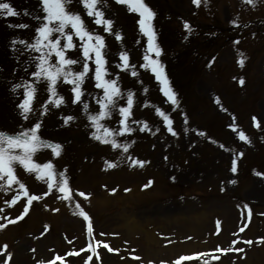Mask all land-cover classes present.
I'll list each match as a JSON object with an SVG mask.
<instances>
[{"label":"rangeland","instance_id":"1","mask_svg":"<svg viewBox=\"0 0 264 264\" xmlns=\"http://www.w3.org/2000/svg\"><path fill=\"white\" fill-rule=\"evenodd\" d=\"M9 1L13 5L14 0ZM29 2V0L24 1L25 4H29ZM166 2L174 13L170 19H172L176 28L180 26L184 30L185 24H190L194 27L195 21L194 18H191V13L195 9L193 0H166ZM237 2L238 0L218 1L217 4L220 8V13L218 15L221 21H229L232 9L234 11L232 15L235 14V16H238L240 20L237 21L240 22H244L245 18L249 19V13H252V15L255 13L257 15L259 13H264V0H253L252 3L241 0L240 5L242 8L239 12L238 8L236 9ZM118 4L120 6L125 5L123 3ZM12 8L18 13L16 16L19 18L24 16V14L21 13L25 8L23 2L15 0V5ZM256 8L258 9L255 11L254 9ZM44 15L45 13L43 11L42 14L34 17V23L37 21V24L36 26H31L29 29L32 30V35H34L36 29L43 22L42 18ZM86 15L87 13L82 12V16ZM0 28H2V26H0ZM11 28L13 32L14 30L16 32L17 28ZM70 31L71 28L69 32ZM19 32L25 35V31L19 30ZM243 32L245 31H235V33L230 31L228 33L220 32L218 38L221 39V42L218 44L219 47L214 50L211 47L204 49L202 45L197 46V54L195 55L193 69V73H196V75L192 78L190 83L192 84V94L189 97L190 102L186 101V104H184L185 108H181L176 116H171L174 119V124H171L172 131L175 133L174 137H172L173 134L168 130V127L166 129L163 127V133H156L155 135L156 139L154 140H156V144H152L153 140L148 143L147 146L137 143L136 146L129 147L128 151L125 153L122 148H111V144L105 143V146L99 147L98 144L86 138L87 135L83 132L82 128L73 129L75 133L73 134V139H70L69 135L59 136V138L54 139V141L58 143H70L73 145L69 155L61 151V156L57 158L53 155L52 151H49L48 156H44L43 158L36 156V158L41 161H44V159L48 157L45 160V164L50 162L53 166L51 170L53 186L51 189L49 188L48 177L41 175L42 178L37 179V173L25 171V169L17 167L16 164L14 166L16 176L27 187L28 194L38 197L40 195L41 197L37 199L38 201H32L31 205L28 206L27 216L25 217L24 209L27 204V197L20 191L19 185L12 184L9 186L5 184V190H0V207L2 208L4 205L3 211H0L1 216L5 214L12 218L21 211L24 205L22 211L24 219L17 223V226L14 228L9 224L6 225V228H9L8 232L11 231V233H13L12 240L15 241L13 245L14 249L16 251L32 252V246H36V243H33V241L27 238V235L29 233H37L40 228H43L48 229L49 233H47L38 244L42 245L44 243V246L47 245L46 247L54 246L58 248L57 251L62 252L66 244L62 241L60 232H66L69 236L72 231L75 233L81 231L78 213L69 209V204L66 199L62 197V192L58 190L63 180L67 178L66 181L68 182V175L71 174L72 185L79 189L76 191L78 192L77 195L82 196L80 193H83L86 195L85 199L88 200L90 198L93 203L90 211L95 218V225L97 226L96 231L107 232L115 229L127 233V228L124 226L126 221L125 217L130 216L126 214L131 213V215L134 214L137 216L138 223L149 224L160 220L159 223H161L162 226H155L160 231H170L174 228V234L179 233L180 236H194L193 240L188 241L189 243L186 244V247L181 246L180 248L179 245L175 244L172 247L173 253H168V256L177 255V253L182 251L188 252L193 249L208 250L218 245L221 247L230 245L231 248H241L233 258H238L240 256L244 257V260L234 259L233 264H264V216H259V213L264 214V183L256 181L255 179H250V176L244 180H240L238 175L239 181L234 182L238 169L242 166L244 161L250 159L247 154L251 147L248 145L249 137L246 136L247 140L244 145H238L230 138L228 133L222 134L223 132L221 133L219 131L222 128V123L219 122V130L217 133L211 132L213 136L211 140H203L202 143L198 140L199 134L201 133L200 130L204 127L206 119L216 120L217 122L221 119V121L224 122L226 117L222 118L218 113L212 114V112L217 109V104L228 107V114L231 108L236 110L242 118V124L247 129L249 128V111L246 109L239 111L236 107L242 95L231 89L229 78L226 77L227 72L217 70L219 67L225 69L232 67L233 50L231 48L232 46L229 44L230 38L234 36V38L239 37ZM29 34L30 33H27V35ZM208 34H211V31H209ZM4 38L5 36L0 33V43L3 42ZM73 39L77 47L71 50H75L74 57L75 60L80 61L78 67L79 70L82 71L83 56L79 48L81 42L75 37ZM179 41L180 37L174 35V43L179 44ZM259 42L260 39L258 37L254 39V41H252L251 38H244L238 46L242 47L241 51L247 56L244 50L246 46L251 52L250 57L253 56L251 59L248 57L247 60V64L253 63V70L251 72L250 70H245L243 74L247 79L245 92L248 90V84L251 86V83L254 85V88H256V92H250L246 105L253 108L252 105L254 103L255 112L260 118L264 119V79L261 77L263 75L262 65L264 66V51L261 53L256 51V54L252 53V51L261 47V43ZM222 43H224V46H222ZM187 49L188 50L184 51V55H192V48ZM0 50H4V48L0 47ZM262 50H264V46ZM180 51H182V49H180ZM180 51L179 55L182 53ZM129 55L131 63L136 65L137 61L133 59L131 51H129ZM53 59L55 58L53 57ZM27 60L32 70L26 69V63L21 64L19 62L18 68L21 73L17 74V76H22V79L33 78L32 73L36 71V62L30 59ZM18 61L19 59L15 60V62ZM91 63L92 61L90 60V71L86 77H91V81L96 85L94 79L96 67ZM132 64H130V66H133ZM145 64L146 61L143 65ZM108 65L109 67L106 69L109 75L105 78L113 80L109 72L111 69L113 71L114 63L113 65L111 63ZM150 68L151 66L142 67V65H139L138 67L134 66V68L130 67L128 71L130 75H132L131 72L133 70L137 73V75L132 78L135 83L137 80L139 81V79L142 81L147 78L142 71L157 82V79H154L153 74L150 72ZM181 70L179 69L178 73L181 72ZM0 72H8L4 63L1 61ZM7 78L8 76L0 74V87H7ZM140 89L153 94V98L158 97L157 95L163 97L159 98L160 102L157 104L159 107L168 101L164 98L165 95L161 91V86H158L155 91L151 83L148 84L145 82ZM1 95L0 122L6 126H11L15 123V118L11 119V121H7L4 116L7 115V118H12L14 116L12 112L9 114L10 110L13 108L12 103H8V101L4 99V93L1 92ZM92 96H90L89 99ZM201 97L206 101H203ZM1 98H3L2 101ZM197 98H200L201 102H197ZM258 100L262 101L258 102ZM66 104H68V101ZM60 108L61 107H59L58 110ZM67 110L68 109L65 108V111ZM136 117H140L138 111L136 112ZM62 119L63 118L58 119L59 123H61ZM143 121L147 123L149 129H153V122L151 120ZM185 124H188V126L185 127ZM146 131L147 130L141 132H145L142 134H146ZM166 136H170L172 139H168ZM143 151H146V154L151 157V159L156 156L158 157V162L161 165L157 171H154L152 167L147 165L144 158L146 155L142 154ZM261 152L264 158V149L261 150ZM164 154H167L169 162L166 167L163 168L162 158ZM233 160L236 162L235 172L231 170ZM133 161H137L138 163L134 164ZM109 163L114 164L115 167H108ZM81 164L82 168L80 170ZM254 166H256V164ZM46 172L47 171H44L45 174ZM61 173H63V177H61ZM151 176H153L154 179H152ZM170 181H172L171 184ZM0 184H4V181H0ZM153 184L155 185L153 186ZM172 186L173 188H171ZM184 187L190 188V191L184 193ZM141 189L146 192L141 193ZM178 190L182 192H178ZM44 191L46 193L41 194V192ZM174 191L177 193L174 195H180V193L183 194V196L191 193L192 195L189 198H182L179 196V199H176L178 203H176L175 199L171 196L167 199L163 198L165 195H170V193ZM13 192L14 194L11 196ZM193 193H198L199 196H195ZM151 194H154V196ZM15 195H19V199L15 204L9 207L8 202H11L13 198L16 197ZM145 195H151L153 198L150 199L151 201H146L137 208L132 207L128 209V211L124 210V207L116 208L115 210V203L141 198ZM2 201L4 203H2ZM39 201L42 202L40 203ZM137 202L138 201L134 203ZM45 203L50 204V209L48 211L42 208V204L44 205ZM243 209L251 210V221L247 229L239 235L242 239V242H239L240 245L234 246V244L231 245V242L234 240L229 242L227 233L232 231L235 226H240L243 219ZM213 216V224H211V218ZM173 218H176L177 221L173 220ZM44 220H49L53 228L46 227V221L44 224H40V222ZM167 220L171 221L170 225H167L169 224ZM2 221H4V218L0 219V223ZM108 221H110V224ZM215 222L223 227V233L219 237L211 233L209 235L211 238L209 242L206 243L204 240L206 237H203V235L206 231L209 233L211 230L213 231ZM121 239L126 238L119 237L117 243H120ZM82 243L83 241H80L79 245ZM49 255L50 253L45 256L47 257ZM155 255L162 259L164 257V250ZM219 261V264H232L229 263V259L224 255ZM104 264H119V262L117 263L113 259H110L107 263L105 261ZM121 264L128 263L124 261Z\"/></svg>","mask_w":264,"mask_h":264},{"label":"snow or ice","instance_id":"2","mask_svg":"<svg viewBox=\"0 0 264 264\" xmlns=\"http://www.w3.org/2000/svg\"><path fill=\"white\" fill-rule=\"evenodd\" d=\"M71 0H41L43 6V11L45 13L42 18L43 22L36 29L35 42L31 44H26L28 48L40 53L36 59V71L32 73L34 77L33 82H24L23 84H16L13 86V91L15 92L18 88L24 89V98L17 106L21 110V116L24 119H28V114L32 111V103L36 94L35 83H46L47 91L49 93V98L45 101L44 112L47 111L48 104H52L55 107H59L64 103V98L60 96L56 90L58 82H63L65 84L72 85L71 91L73 93V103L83 104V110L87 114V118L96 129L93 133V139L99 140L101 143L111 144V146L116 148H122L123 152H127L130 145L128 144H118L114 139L115 136H123L130 134L133 129L128 124V119L132 114V107L134 104V95L131 91L127 93V104L124 107H119L118 111L120 114L119 129H110L100 123V121L110 118L111 112L116 109L117 101L123 97L118 84V78L115 80H108L109 74L105 67L107 61L104 58L103 49L105 48L104 38L99 35H94L87 30L83 20L78 13H72L67 10V5ZM87 14L89 16L95 17V23L97 25H104L105 32H111L112 22L105 20L103 18V13L99 11L96 7L99 0H81ZM118 3L126 4L129 11L136 12L141 17L139 24L141 32L148 38V51L155 52L159 55V49L154 45V33L152 31L151 20L154 13L151 9L144 3V0H117ZM207 4V0H193V4L197 7L201 3ZM247 3H252L253 0H246ZM0 14L6 16H16L18 13L10 6L9 3L0 0ZM28 15L27 11L24 13ZM40 19V18H38ZM186 29L189 28L188 24L184 25ZM9 27H20L27 28L28 25H9ZM71 31H67L68 28ZM80 40V51L83 56V70L80 72H75L72 68L73 65L80 63L78 60L69 58L66 53L77 47L74 43L73 38ZM117 41L122 39L121 35L117 32L115 33ZM13 44L16 43L15 40L12 41ZM21 43H26L21 41ZM53 57L55 59H53ZM94 57V59H93ZM146 64L142 67L151 66L152 71L156 74V78L161 83V91L168 98V100L175 104L177 103L175 99V94L172 92L171 88L167 85V78L162 76V68L157 61L150 58L149 55L144 57ZM95 63V74L94 79L96 81V87L103 90V95L99 97H94L97 104L99 105V112L95 114L89 113V105L81 100L83 96V91L81 85L84 82L87 74L90 71L89 61ZM121 63L117 65L121 71L128 70L130 66L128 63L127 53H120ZM241 65L243 61H239ZM133 76L137 73L133 70L131 72ZM241 84L243 81H240ZM148 107L149 105H145ZM157 115L163 117L165 125L168 130L175 133L171 128V120L167 115H165L160 108H156ZM44 113L42 112L41 115ZM74 117L67 116L64 117V123L68 124ZM255 122V118H253ZM141 125L140 131L148 130V125L144 121H139ZM40 124L37 123L33 125L30 129H22L17 133H8L0 130V181H4V184H0V190H5L4 185L7 184L11 186L12 184L19 185L20 189L23 190V195L27 197V204L25 205V213L28 211V206L31 205L32 201L39 199L36 195H29L26 186L18 179L15 173V165L18 163L24 167L25 171L36 172L37 179H41V172L47 170L46 175L49 178V188H52V164L46 163L44 165H39L32 160V156L39 150L41 146L50 147L52 149L53 155H59L61 145H49L44 144L38 136V130ZM258 126V125H257ZM103 130V134H98L100 130ZM235 130V129H234ZM239 138L241 140H247V137L243 132L239 133ZM133 163H138L133 161ZM108 167H115L114 164L109 163ZM232 172L236 171V162L233 160ZM63 177V173L60 174ZM61 192L67 191V181L63 180L61 186L58 189ZM80 195H85L80 193ZM19 197H14L11 202H8L9 207L17 202ZM79 207V205H77ZM3 211V209H0ZM85 220H88V216L81 211L80 213ZM14 222V221H10ZM47 227V226H46ZM91 231V229H90ZM250 243V242H249ZM108 247V245H104ZM111 251V249H109ZM57 259H60L57 257ZM188 259V257H180L177 264L180 261Z\"/></svg>","mask_w":264,"mask_h":264},{"label":"bare ground","instance_id":"3","mask_svg":"<svg viewBox=\"0 0 264 264\" xmlns=\"http://www.w3.org/2000/svg\"><path fill=\"white\" fill-rule=\"evenodd\" d=\"M126 225H127V228L129 229V231H133L135 230L136 228H139L141 230V233H142V236H143V242L145 244V246H150V244H154L155 246H158L157 245V241H156V235L154 234L153 230H147V229H144L143 226H140L138 227V223L136 221V219L134 217L132 218H128L127 221H126ZM164 234H169L168 232H165ZM220 235V234H219ZM136 236L133 234V237ZM2 237V236H1ZM2 240L3 242H6L8 241V237L6 235H4V237H2ZM132 241H134V238H132ZM161 242V241H160ZM159 242V244H160ZM139 246L141 247V245L139 244ZM172 247V245L170 246ZM139 248V247H138ZM156 252L160 251L159 249L158 250H155ZM149 254L152 253V251H148ZM24 254V253H23ZM86 256V255H85ZM144 256H142V259H143ZM5 258V257H4ZM3 258V259H4ZM133 263V262H132ZM11 264L12 263V260H11Z\"/></svg>","mask_w":264,"mask_h":264}]
</instances>
